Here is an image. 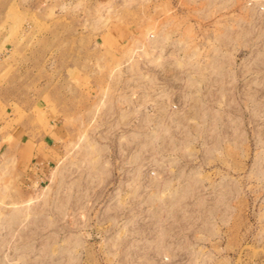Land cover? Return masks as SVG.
<instances>
[{
	"label": "rangeland",
	"instance_id": "374dc122",
	"mask_svg": "<svg viewBox=\"0 0 264 264\" xmlns=\"http://www.w3.org/2000/svg\"><path fill=\"white\" fill-rule=\"evenodd\" d=\"M15 128L0 264H264V0H0Z\"/></svg>",
	"mask_w": 264,
	"mask_h": 264
},
{
	"label": "crops",
	"instance_id": "0c3cea01",
	"mask_svg": "<svg viewBox=\"0 0 264 264\" xmlns=\"http://www.w3.org/2000/svg\"><path fill=\"white\" fill-rule=\"evenodd\" d=\"M180 80L181 83H188L189 79L184 80L181 78ZM190 80L191 83H194L193 78H190ZM23 131V129L15 128L6 132L7 134L4 135V138L3 134L0 133V146L6 149V152L12 156L13 162L17 165L15 179L29 182L33 180L32 178H35L37 165L43 166L45 163L50 164L53 162L56 157L57 144L55 139H49L43 144V139L38 140V138H34ZM52 131L54 132L55 130ZM29 153L32 155L31 157L28 156Z\"/></svg>",
	"mask_w": 264,
	"mask_h": 264
}]
</instances>
